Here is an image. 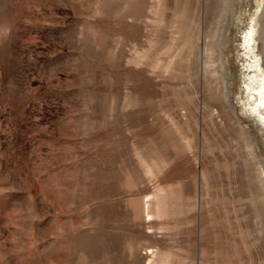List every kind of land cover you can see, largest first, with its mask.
I'll return each mask as SVG.
<instances>
[{"label": "rangeland", "instance_id": "obj_1", "mask_svg": "<svg viewBox=\"0 0 264 264\" xmlns=\"http://www.w3.org/2000/svg\"><path fill=\"white\" fill-rule=\"evenodd\" d=\"M255 57L261 0H0V264H264Z\"/></svg>", "mask_w": 264, "mask_h": 264}, {"label": "bare ground", "instance_id": "obj_2", "mask_svg": "<svg viewBox=\"0 0 264 264\" xmlns=\"http://www.w3.org/2000/svg\"><path fill=\"white\" fill-rule=\"evenodd\" d=\"M264 4V0H261V5ZM254 33L255 28L251 26V28L246 32L244 39H245V46L248 48L249 53L252 52L254 46ZM252 68L255 70L256 74H254L253 78L257 81L256 87L248 86L254 94L258 98L257 105L251 107V112L255 114L259 120L264 123V70L261 66L260 59L256 58L253 60Z\"/></svg>", "mask_w": 264, "mask_h": 264}]
</instances>
